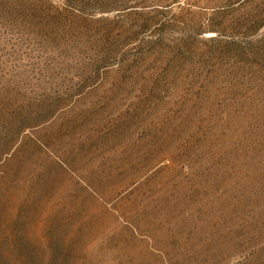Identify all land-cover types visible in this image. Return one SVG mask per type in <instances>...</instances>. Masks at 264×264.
<instances>
[{"label":"rangeland","instance_id":"374dc122","mask_svg":"<svg viewBox=\"0 0 264 264\" xmlns=\"http://www.w3.org/2000/svg\"><path fill=\"white\" fill-rule=\"evenodd\" d=\"M93 84L149 133L142 179L0 264H264V0H0V93Z\"/></svg>","mask_w":264,"mask_h":264},{"label":"crops","instance_id":"0c3cea01","mask_svg":"<svg viewBox=\"0 0 264 264\" xmlns=\"http://www.w3.org/2000/svg\"><path fill=\"white\" fill-rule=\"evenodd\" d=\"M102 87L87 86L51 112L52 90L0 93V106L28 108V117L36 119L17 135L16 122L7 121L0 109V244L5 250L28 249L22 245L39 241L63 244L65 227L83 225L88 206L112 211L127 188L142 179L149 133L133 129L124 102L112 109L120 102ZM38 115L45 118L38 121Z\"/></svg>","mask_w":264,"mask_h":264}]
</instances>
